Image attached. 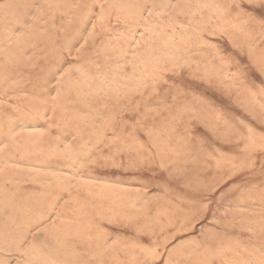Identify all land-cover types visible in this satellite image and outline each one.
<instances>
[{
    "label": "rangeland",
    "instance_id": "374dc122",
    "mask_svg": "<svg viewBox=\"0 0 264 264\" xmlns=\"http://www.w3.org/2000/svg\"><path fill=\"white\" fill-rule=\"evenodd\" d=\"M0 264H264V0H0Z\"/></svg>",
    "mask_w": 264,
    "mask_h": 264
}]
</instances>
